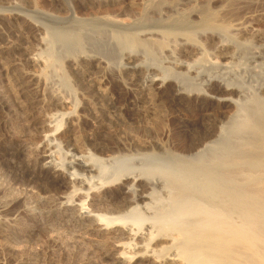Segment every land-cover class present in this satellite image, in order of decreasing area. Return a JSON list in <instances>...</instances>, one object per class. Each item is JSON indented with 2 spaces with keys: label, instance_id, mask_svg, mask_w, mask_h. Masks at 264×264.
Returning <instances> with one entry per match:
<instances>
[{
  "label": "bare ground",
  "instance_id": "obj_1",
  "mask_svg": "<svg viewBox=\"0 0 264 264\" xmlns=\"http://www.w3.org/2000/svg\"><path fill=\"white\" fill-rule=\"evenodd\" d=\"M26 1L37 5L40 9H43L42 2L49 3L48 9L52 11L50 15L57 18H53L56 20L54 25L52 22L51 24H34L40 34L44 33L46 37H52L54 42L56 40L58 42L59 39H61L60 42L67 40L66 43L71 46L67 50L72 48V55L68 51L69 53L62 52L63 56H60L80 100L78 104H74L76 109L74 112L70 107L66 112L65 107L70 102V97L61 91L54 90L51 87L52 78L49 80L44 76L38 84L42 86L44 98L42 101L38 100L39 98L34 96L33 90L28 88L19 72L15 71L16 68L10 61V57L5 55L7 48L0 46V57L8 59V72L14 74L8 89L11 90L14 99L17 101L20 99V103L32 109L46 108L56 113L60 112L57 117L65 116L64 122L60 120L64 123V127L57 134L69 132L75 127L82 130L87 121H90L93 126L105 127L112 136L108 139L115 140L116 145L110 147L109 142L104 140L85 141L89 152L95 155L101 154L104 158L111 159L115 153H136L153 160L152 167L123 174L115 181L105 179L99 181L100 178L94 180L97 176L93 173L95 159L92 157L94 156L87 157L86 160L92 162L86 163L81 156L73 155L74 160L69 159L66 166L60 164L63 169L66 167L64 170L56 168L58 164H51L41 169V173L32 174L55 181L60 173L65 170L68 172L71 168L72 172L70 171L69 174L71 173L70 176L74 178L70 182L72 190L66 195L67 202L80 199L81 193L86 194L87 197L88 191H90V200L87 204H84L83 200L75 204L79 206L78 211L85 209V205L91 208L95 202H100V199L107 202L108 205L105 207L103 205L96 208L99 214L85 216L82 218L84 222L78 221L77 227L80 225V228H85L83 224H93L96 227L92 229L97 233L113 234L110 237L107 236V242H111L109 240L112 239L114 246H120V254L115 255L117 256L116 264H135L148 257H152L155 264H168L170 261L177 264H264V75H260L259 80L254 77L255 83L251 81L250 84L246 83V80L240 81L238 78L241 77L231 78L233 76L228 75L222 78L226 72L218 75L222 78L221 80L212 75L221 71L222 67L227 68L223 60L229 58L234 60L242 54L246 63H255L253 69L255 65L264 64V35L257 33L255 37H252L254 45L242 46L239 41H236L238 36L242 35L241 28H238V23L233 22L243 15L242 11L239 13L238 4L236 3L238 7H235V2L232 1H249L256 4L260 0H134L137 6L130 8L119 6L116 10L112 7L109 8L110 10H95V8L116 3L122 5L126 0H70L72 9H69L66 4L64 6L61 0ZM222 5L234 7H226L231 9L230 12H226L228 9L223 10ZM82 9L87 11L86 14L79 13ZM63 10L67 12V15L62 17L60 13ZM9 14L11 33L13 31L12 35L17 36L15 48H28V39L32 33L24 32V27L17 23V17L22 14L14 12ZM119 15H127L126 21L117 19ZM59 18L68 19L61 24L57 23ZM225 23H232L230 25L234 30L233 35L237 37H222L218 45L209 49L208 44L203 40L216 35L217 32L213 30ZM6 24L0 22V25L8 28ZM206 29L210 31L206 34L207 37H202L199 31ZM142 34H156L158 37L146 40L139 37ZM230 46H233L234 52L228 51ZM15 48L8 46V53ZM117 50L126 51L123 54L120 53L119 57ZM159 53L168 60L172 54L180 60L181 63L169 60L174 69L183 66L189 70L190 55H202L204 59L207 57V61L215 60L211 62V68L202 75L203 88L194 90L188 88L185 83V85L181 84L183 80L178 81L176 77H168L165 72L158 78L151 80L147 78L148 73L157 72V69L151 66L158 61L156 54ZM51 55L48 56L51 57ZM141 57L146 58V62L138 61L134 64L126 61ZM117 58L121 61L124 58V62H120L121 64L116 67L107 65V61H115ZM38 60L35 61L38 62ZM202 61L193 60L194 63L199 64L196 67L204 66ZM101 62L106 64V67L101 70V77L106 80L110 73H114L120 77L121 82L128 83V80L137 84L141 82L140 86L147 83L150 90L161 86H165L164 90H168L167 86L173 83L167 94L166 107H156L145 113H139L143 118L151 120L150 127L154 131L153 135L123 134L121 126L127 122L123 113L126 107L120 104L122 108L117 107L113 100L114 94L100 91L93 78L88 76L92 71L91 67ZM126 73L130 75L126 76ZM254 73H256L255 70ZM36 75L33 77L35 74H30L27 77L30 81L32 79L35 81L40 77ZM117 81L119 80L113 79L110 83L115 84ZM144 88L140 87L141 90ZM1 106L0 104V111H3ZM227 106H233L234 109L229 114L226 110ZM187 111L196 113L194 123L182 124L176 129H167V138L162 141L159 136L163 133L167 117L178 116ZM226 114L228 116L225 122L223 117ZM51 115H48L49 120H56L57 117L52 119L55 113ZM60 124L58 122L51 127L49 135L55 134L60 129L61 126H58ZM222 124L225 126L222 127ZM216 127L220 128L219 132L215 130ZM47 135L48 133L45 134L46 137ZM46 139L43 150L50 152L48 158H51V149L54 147L51 142L54 139ZM201 145H204V148L197 150ZM169 171L174 173L169 174ZM91 180L95 182L91 184ZM30 190L32 194L33 190ZM122 193L125 195L122 196ZM21 197L22 195L18 194L10 199ZM125 205H133V211L136 209L137 213L144 207L148 210L153 209L151 217L154 221L147 222L145 229L141 228L145 236L142 231L137 233L141 225L134 221L128 223L127 216H114L125 211L126 207L123 209ZM70 207L66 208L67 211ZM21 211L18 210V214ZM132 224L136 227H132ZM144 230H147V233ZM53 235L52 233L50 235L53 238L52 244L63 246L64 236L61 235L63 239L58 237L56 240ZM139 237L140 240L136 241ZM123 238L126 240H122ZM103 242L105 245L104 240ZM140 242L143 244L140 245ZM138 248L140 249L137 250ZM35 258L38 260L37 257ZM36 262L50 264L43 260Z\"/></svg>",
  "mask_w": 264,
  "mask_h": 264
},
{
  "label": "rangeland",
  "instance_id": "obj_2",
  "mask_svg": "<svg viewBox=\"0 0 264 264\" xmlns=\"http://www.w3.org/2000/svg\"><path fill=\"white\" fill-rule=\"evenodd\" d=\"M37 1H41V0H37ZM232 2L233 3L235 2L234 3L235 7L238 4L239 7L238 6L237 7L240 10L239 13L242 11L241 13L243 15L239 20L235 19L233 21L235 23H238V28H241L240 32L242 34L238 36L239 38H237L236 41H239L242 46H247L249 44L254 45L255 43L252 41L253 40L252 37H255L257 33L264 35V7H263L264 0L262 1L260 0L259 3L256 4L251 2L249 3V1L246 2L232 1ZM42 3H43L42 4L43 9L42 8L40 9L37 7V5H32L28 3L26 0H0V13H3V15H0V22L4 24L8 23L6 24L8 25V28H6L4 25H0V46L1 48H7L5 55L10 57V61L12 62V64H14L15 66L14 68H16L15 71L19 72V74L22 76L23 81L26 82V84L28 85V88L30 90H33L32 93L34 94V96H36L37 99L39 98L38 100L42 101L44 98L42 93L43 92L42 86L41 84L38 85L39 80L41 83L42 76L48 79L52 78V80L49 79L52 83L50 81L49 82L53 84L51 85V87L54 90L61 91L66 96L70 97L69 98L70 102L65 107L66 112H67V108L69 107L74 112V110H76L74 104L79 103L80 96L77 92L75 85L73 84L70 75L67 74L65 71V67L63 66L64 65L63 61H61L63 60L61 59V56H63L62 52L69 53L68 51H70L69 54L72 55L71 54L72 48L70 50H67L71 47L68 43H66L67 40L66 41L62 40L63 42L62 43L60 42L61 39L58 38L59 41L56 42L57 41L56 40L54 42V39H52V37H46L44 33L40 34L38 30H36V26L34 23H38L42 25V23L51 24L52 22V25H54V23L56 22V20L53 19L56 17L55 16L52 17L53 15H50L52 11L48 9L49 3L48 2L46 3L42 2ZM61 3L64 6L66 4L69 7V9H72V4L70 0H61ZM136 4L137 2L135 3L134 0H126L125 2L122 3V5L120 3H116L113 5L110 4L101 5L98 8L96 7L95 10L96 9L108 10L109 8L111 9V7L112 9L116 10L117 7L119 8V6H123V7L125 6L130 8L131 6L132 7L137 6ZM222 6H224L223 10L228 9L226 7L229 6L230 8L234 7L232 5L229 6L222 5ZM230 8L228 9V11L226 10V12H230L231 11ZM10 12L22 14L18 17L16 16L18 21L17 23L24 27L23 30L24 32L32 33V36L28 39L29 43H28V48H25L26 50L20 47L15 48V46L17 45L16 44L17 36L12 35L13 31L11 33L12 29H10L9 27L10 20H8V17L10 15L9 14ZM70 12L73 13L72 11ZM86 12L87 11H85L84 9L79 11L80 14H86ZM256 13H262V14L256 16L255 15ZM60 14H61L60 16L63 17L67 15V12L63 10L61 11ZM125 16L127 15H119V18L117 17V19L126 21L127 18ZM67 19L68 18L65 19L59 18L58 19L59 21H57V23L62 24ZM230 24L232 25V23ZM230 24L227 23L223 24L221 27H219L220 29L217 28L216 30H213V32L215 33L217 32L216 35L211 36L212 38H207L203 40V42L208 44L209 49H212L216 45H218L219 41L222 40V37H237L233 35L234 30ZM209 31L210 29H206L204 31L201 30L199 32H201L200 34H202V37H207L206 34ZM139 37L147 40L158 36H156V34L155 35L142 34ZM8 46L14 47L15 49L9 50L8 53ZM54 49H56V51ZM57 50L60 53H58ZM117 51H118L117 55H119L120 57V53L123 54L126 50H122V51L117 50ZM228 51L234 52L233 46L228 47ZM57 54L59 58L56 57ZM48 55L49 56L51 55V57H49ZM156 56L158 58L157 59L158 61L152 64L151 67L157 69V72L155 71L148 73L146 75L148 79L151 80L152 78H158L162 76V73L165 72L168 75V77H176V80L178 81L183 80L182 81L183 83L181 82V84L185 83L188 88L194 90L198 88H203L204 83L202 80L203 79L202 75L203 73H206L209 68H211L212 66L211 62L215 60V59H209L207 61V57H205L204 59L202 58V55H197V54L192 56L190 55L189 60H190L191 68L189 70H186L185 67L183 66H180L177 69L172 68L171 62H169V60L175 61V63H181L180 60L174 54H172L169 60L163 56H160V53L156 54ZM47 57L50 59H48ZM242 57L243 54L239 59L237 58L231 60L229 58L230 60L229 59L223 60L224 63L227 64V68L222 67L221 71L216 72V74H212V73L210 74H212L213 77H216L219 80H221L222 78H226L229 75V77L233 76L231 78L241 77L238 79L243 82L246 80V83L248 84H250L251 81L252 83H255L254 82L255 78L256 80L257 79L259 80L260 75H264L263 73L264 64L255 65V69H253V65L255 63L248 64L245 62V59H243ZM38 59L39 60L42 59V60L39 61ZM195 59L197 61L198 59L199 61L203 60L202 63L203 65L204 64L205 65L196 67L199 64L193 62V60ZM35 60L36 61L38 60V62H36ZM126 61L135 64V62L138 61L146 62V58L143 57L139 59L132 58ZM120 62L121 63L124 62V58L122 61L120 60V58L119 59L117 58L115 61L114 60L107 61L108 63L107 65L111 67L112 66L116 67L119 66V64H121ZM243 62L245 64H242ZM7 64H8V59H4L0 57V104L2 105L1 107H3V111H0V128H1L0 129V264H14L15 262L16 263L18 262V264H37L36 261H41V260H43L44 262H49L50 264H65V263L66 264H116L115 262L116 257L120 254L119 251L121 250L119 249L120 246L119 247L114 246V244L112 243V241L114 240L112 239L109 240L111 242H107V236L109 235L110 237L113 234L104 233V232L102 233L98 232L99 233L98 234L95 230H93L96 227L93 224H83L85 228H80L79 225L78 227L80 229L77 227V225L79 224L78 221L84 222L82 218H84L85 216H93V215L96 216L97 214H99L96 208L101 206L103 207V205L105 207L106 205H108L106 204L107 202L105 203L104 200L100 199V202L99 201L97 203L95 202L94 203L95 205H93L91 208L89 207L87 208V205H85V209H83L82 211L81 210L78 211L77 208L79 206L75 204H79L81 200H83L84 204H87L90 200L89 197L90 191H88L89 193L87 197L86 194H84L85 195L84 196L81 193V195L79 196L80 199H76L73 202L72 201L67 202L66 195H68L72 190V186L70 182L72 178H74V176L73 177L70 176L71 173L69 174V172L72 170L71 168H69L70 170L68 172L65 170V172L60 173L58 179H56L57 181L56 180L53 181L51 178H46L43 176L42 177L33 176L32 174L41 173V169H44V167L46 168L51 164H58L56 168L63 169L61 165L66 166L71 159L74 160L73 155L81 156L86 163L92 162L90 160L89 161L86 160L87 157L94 156L92 157L95 159L93 163L95 165L94 166L95 171H93V173L95 175L97 174L98 176V177L97 176L94 177V180H98V178H100L99 181L101 180L104 181V179L106 181H115L117 177H121V175L123 174L131 173L132 171L133 172L141 171L148 169L149 167H152L153 160H150L151 158L148 159L147 156L136 153L135 154L119 153L120 155L115 153L112 155L113 158L111 157V159L109 158L106 159V157L104 158L103 156H101L100 153H98L100 155L96 154L97 155L96 156L91 151L89 152L88 146L85 144V141L93 142L98 140L99 141L104 140V142H109L108 144L110 147H115L116 145L115 140L108 139V137L112 138V136H110L111 134L107 132L108 130H106L105 127L99 128L97 126H93V124L90 121H87V123L85 124L82 130L75 127L73 130L69 132L57 134L64 127L63 122L65 120L63 119L65 116L62 118L57 117V114L59 115L60 112L56 113L54 112V110L52 111L46 108L43 109L39 108L37 110L32 109V107L24 106L22 103H20V99L18 101L15 100L14 99L15 97H13L14 95H12L11 90H8L10 89L9 87L11 86L10 84L12 83L11 82V79L13 77L12 75L14 74L8 72ZM105 65H106L105 62H101L100 64L93 65L91 67L92 71L91 73L88 74V76L93 78L94 83L96 82L95 84L100 89V91H102L103 93L110 94L111 92L114 94L115 97L113 98V100H114V104L117 107L118 106L120 108H122L121 106L126 107L125 109L126 111L123 109V113L127 122L124 123L123 126H121L123 134L134 133L139 136L143 134L153 135L154 131L150 127L151 120H149L148 118L147 119L143 118L142 116L139 115V113L140 112L145 113V111H150L152 109H155L156 107H162V108L166 107L165 104L167 103L168 100L167 94L168 91L172 88L173 83L167 86L169 87L167 88L168 90H164L165 86L163 87L161 86L159 88H153L150 90L147 83L140 86L141 82H139L138 84L135 82H131L129 80L128 83L121 82L120 77L114 73L113 74L110 73L108 75V79L106 80L103 77H101V73H102L101 70L106 67ZM258 66H260L261 68ZM254 70L256 71L257 74L254 73ZM224 72H226L225 76L220 78L219 76ZM30 74L33 75L35 74V76L33 77H36L37 76L36 74H38V76L40 77L38 78V80L33 81L32 79V81H30L27 77ZM129 75L130 73H126V76ZM113 79L119 81H117L115 84H111L110 81ZM34 83L37 87L34 85ZM140 87H143L144 89L141 90ZM141 99L143 101H140ZM226 110L228 111L229 114L234 109L233 106H227ZM53 112L55 113V115ZM63 112L65 111L63 110ZM50 113L51 114L53 113L52 115H54L52 119L57 117L56 120L54 119L53 121L49 120L50 117H48V115L50 116L51 115ZM227 116L228 115L226 114L225 117H223V121L224 120L225 122L227 121ZM195 117H196V113L192 111L189 112L187 111L184 114H180L178 116H172V115L168 116L167 121L165 120V123L167 122L166 125L167 124L168 125L166 126L164 124L163 128L164 127L165 128L162 130L163 133L160 134L159 138H161L162 141H165L167 138L166 136L168 135L166 131L172 128L176 129L182 124L194 123ZM60 120L63 122H61ZM58 122L59 124L60 123L62 124V125L61 124L58 125L59 127L61 126L60 129L55 134L51 133L52 135H49L50 134L49 130L51 129V127L57 125ZM225 124L224 125L222 124V127H224ZM217 128L218 127H216L215 130L219 132L220 128L218 129ZM100 130H102V132ZM47 133L48 135L46 137L45 134ZM216 134L218 133L216 132ZM46 138L54 139L51 142V144L54 146L51 149L52 151L51 153L52 155H50L51 158H48V154L50 152L45 151V149L43 150V148H45V142H46L45 140H47ZM205 144L206 143H204V145ZM204 145L199 146V149L197 150H200V148L201 149L204 148ZM17 148H19V150ZM162 172L159 173L163 174L164 172L163 173ZM166 173L168 174V172ZM173 173H174L173 171H169V174H173ZM94 180L90 181L91 184L95 182ZM79 184L83 185V183H79ZM30 189L33 190L32 194ZM123 190L125 191V188ZM84 191H79V192H84ZM17 193L19 195H22V197L19 199H10L12 196L18 195ZM121 195L123 196L125 195V193H122ZM45 201L51 204L49 205ZM68 207H70V209L67 211L66 208ZM125 207H126L125 211L123 210L122 212L118 213L117 215L115 214L114 216H125V217L127 216L128 219L127 218L125 219H127L126 221L128 223H133L134 221V223H137L139 224V226L140 225L142 226L140 227V230L137 233H140V231L144 233L143 230H141V228L145 229L147 222L149 223L151 221L152 222L154 221V219L151 217V215L153 214V213L151 214V211L153 209L148 210L145 209L144 207V209L141 210L139 209V211L137 209L138 211L137 213L136 209H134L133 211L134 208L133 205L131 206L125 205L123 209H125ZM18 210L19 211L22 210L21 213L18 214ZM143 219L146 220V222ZM37 225L40 226L38 227ZM51 227L54 229H52ZM132 227H136V225L132 224ZM59 228H61L63 231L61 232L60 231L61 229ZM55 229H57L58 232ZM59 231L61 232V234H59L60 233ZM144 231H146L147 233V230ZM45 232H48L49 234ZM8 233H11L10 234L11 237L10 235H8ZM51 233L52 235L54 234L53 237L56 240L58 239V237L61 239L62 238L61 235L64 236L63 237L64 240L66 239L65 241L63 240L64 248H62L63 246H61V244L60 245L56 243L52 244L53 238L52 236H50ZM103 240L105 241V245ZM122 240L125 241L126 238L125 239L123 238ZM139 240L140 237L136 239V241ZM65 243L67 245H65ZM139 244L141 245L143 243L140 242ZM139 249L140 248H138L137 250ZM35 257H37L38 260ZM135 264H155V263L153 262L152 257H148L147 259L138 261V263ZM168 264H177V263L170 261V263Z\"/></svg>",
  "mask_w": 264,
  "mask_h": 264
}]
</instances>
